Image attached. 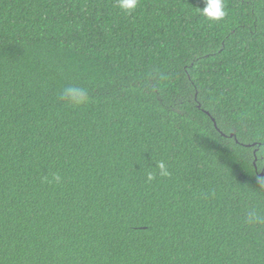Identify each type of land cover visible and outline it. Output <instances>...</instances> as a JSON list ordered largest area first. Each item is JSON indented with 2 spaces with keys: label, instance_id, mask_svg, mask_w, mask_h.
Wrapping results in <instances>:
<instances>
[{
  "label": "trees",
  "instance_id": "16d2710c",
  "mask_svg": "<svg viewBox=\"0 0 264 264\" xmlns=\"http://www.w3.org/2000/svg\"><path fill=\"white\" fill-rule=\"evenodd\" d=\"M204 7L0 0V264H264V0Z\"/></svg>",
  "mask_w": 264,
  "mask_h": 264
},
{
  "label": "clouds",
  "instance_id": "9594fccd",
  "mask_svg": "<svg viewBox=\"0 0 264 264\" xmlns=\"http://www.w3.org/2000/svg\"><path fill=\"white\" fill-rule=\"evenodd\" d=\"M117 6L122 12L132 14L138 8V0H117ZM200 12L207 20L217 23L223 21L228 15L225 0H205V7ZM60 98L68 105L76 108L86 106L89 103L88 91L79 86L65 87L60 94ZM157 168L161 177H168L170 175L168 167L164 162H159ZM155 178L153 173L149 172L147 174L149 181ZM53 179L59 182L61 177L56 175ZM247 223L253 226L264 225V214L255 211L250 212L247 216Z\"/></svg>",
  "mask_w": 264,
  "mask_h": 264
},
{
  "label": "water",
  "instance_id": "95a60500",
  "mask_svg": "<svg viewBox=\"0 0 264 264\" xmlns=\"http://www.w3.org/2000/svg\"><path fill=\"white\" fill-rule=\"evenodd\" d=\"M231 136H233V135H231ZM260 176L261 177H264V171L260 174Z\"/></svg>",
  "mask_w": 264,
  "mask_h": 264
}]
</instances>
